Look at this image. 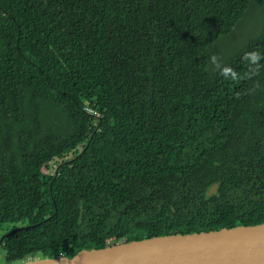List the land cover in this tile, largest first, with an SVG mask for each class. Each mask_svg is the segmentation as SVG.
<instances>
[{"label":"trees","instance_id":"16d2710c","mask_svg":"<svg viewBox=\"0 0 264 264\" xmlns=\"http://www.w3.org/2000/svg\"><path fill=\"white\" fill-rule=\"evenodd\" d=\"M250 1L0 0L8 264L264 223V36L207 71Z\"/></svg>","mask_w":264,"mask_h":264},{"label":"water","instance_id":"95a60500","mask_svg":"<svg viewBox=\"0 0 264 264\" xmlns=\"http://www.w3.org/2000/svg\"><path fill=\"white\" fill-rule=\"evenodd\" d=\"M263 36L264 5L251 0L231 32L207 47L208 73L217 74L229 60ZM58 171L59 168L55 177ZM217 188L215 184L210 194ZM28 227L7 232L0 246L7 236ZM21 264H264V223L126 241L101 249H84L73 257L28 260Z\"/></svg>","mask_w":264,"mask_h":264},{"label":"rangeland","instance_id":"374dc122","mask_svg":"<svg viewBox=\"0 0 264 264\" xmlns=\"http://www.w3.org/2000/svg\"><path fill=\"white\" fill-rule=\"evenodd\" d=\"M53 168H56V165L52 166ZM11 228V225L5 224L3 228L0 230V240L3 238V236L7 233V230ZM7 252L6 249L3 246H0V264H8L7 263ZM63 257H66L63 255Z\"/></svg>","mask_w":264,"mask_h":264},{"label":"built area","instance_id":"2783aa9c","mask_svg":"<svg viewBox=\"0 0 264 264\" xmlns=\"http://www.w3.org/2000/svg\"><path fill=\"white\" fill-rule=\"evenodd\" d=\"M87 111L89 112V113H91V114H94L95 116H100L97 112H94L92 109H87ZM108 243H110V241L108 240ZM63 255L64 254H62V253H60V256H59V258H63Z\"/></svg>","mask_w":264,"mask_h":264}]
</instances>
